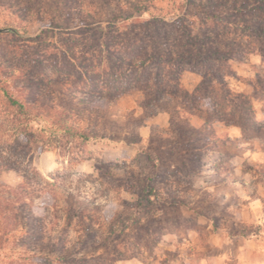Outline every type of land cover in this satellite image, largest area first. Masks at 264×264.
Instances as JSON below:
<instances>
[{
  "label": "rangeland",
  "instance_id": "1",
  "mask_svg": "<svg viewBox=\"0 0 264 264\" xmlns=\"http://www.w3.org/2000/svg\"><path fill=\"white\" fill-rule=\"evenodd\" d=\"M183 1L0 0V27L19 29L0 32V225L22 173L42 185L33 203L50 221L28 239L45 257L22 264H264V12L217 39L233 55L218 77L202 82L187 64L175 99L131 83L112 103L75 98L114 88L94 66L151 11L182 9L201 26L200 13L228 16L223 1L242 0ZM147 3L157 10L137 11ZM6 253L0 244V264Z\"/></svg>",
  "mask_w": 264,
  "mask_h": 264
},
{
  "label": "trees",
  "instance_id": "2",
  "mask_svg": "<svg viewBox=\"0 0 264 264\" xmlns=\"http://www.w3.org/2000/svg\"><path fill=\"white\" fill-rule=\"evenodd\" d=\"M76 2L80 5V2ZM188 3L189 0L183 1L185 5ZM209 3L212 2L209 1ZM222 4L229 15L227 16L224 12L214 14L207 12L203 15L200 13L197 18L198 20L202 18L201 26L196 21L191 20L192 15L187 16L181 9L174 14L162 12L157 14L151 11L149 18L140 22L141 26L144 27L143 29L121 30L120 35L113 37L117 42L111 41V44H116V47H108L107 52L109 55H103L97 60L94 66L97 70H93L91 76L95 80L104 79L106 84L112 82L114 88L112 90L102 88L98 93L93 92L87 94V97L76 96L75 98L80 99L84 104L106 100L112 103L114 97L118 95L116 92L131 83L133 89L141 85L146 90L148 89L149 92L146 97L150 98L152 102L165 101L169 98L175 99L177 93L181 92V77L187 64L194 65V68L199 70L198 72L203 76L202 82L207 81L211 76L218 77L219 70L215 66L233 55H230L231 52L226 51L223 45L219 41L217 42V39L223 35L233 34L231 28L232 26H239L242 22L240 21L242 15L259 11L264 12V0H242L240 3L232 2L231 4L223 1ZM202 5L206 6L208 4L203 2ZM80 6L82 7V5ZM151 8L157 10L156 5L147 3L143 7L139 6L137 11H148ZM91 12L90 14H94L98 19L104 18L105 12L103 9H95ZM111 14L110 19L114 23L120 19L132 22L131 20H134L135 15L134 12L116 14L115 11H112ZM106 19L109 18L106 17ZM187 23L190 24L187 25ZM14 28L18 33L19 29ZM91 28L93 27L91 26ZM95 31L98 33L99 30L95 29ZM101 33H104V31H101ZM100 43L101 45L104 44L103 41ZM106 44L109 46L108 43ZM176 61L179 64H175ZM88 70V68L83 69L86 73ZM110 77L113 79H110ZM13 103L20 110L26 112L32 110V101L13 99ZM65 115L67 116L68 113ZM64 128L71 129L68 126ZM80 134H83V137L91 135L90 131L86 130L80 131ZM22 177L23 182L15 192L8 190L3 193V199H13L15 207L12 213H1L0 244L4 247V250L8 248L13 252L12 254H4L5 260L11 259V261H3L2 264H22L23 262H29L33 257H45L37 253H28L38 249L35 243L28 242V239H31L36 232L44 236L48 231L47 225L50 223L46 215L48 208L44 207V211L39 214L33 203L34 194L39 192L36 185L41 187L42 185L34 181L28 174L22 173ZM32 185L33 187H31ZM40 192H42V189ZM74 199V204L78 203L79 199ZM4 208L7 209V207ZM63 208L68 213L72 223L73 218L76 216L75 205L73 207L69 204L68 207Z\"/></svg>",
  "mask_w": 264,
  "mask_h": 264
},
{
  "label": "water",
  "instance_id": "3",
  "mask_svg": "<svg viewBox=\"0 0 264 264\" xmlns=\"http://www.w3.org/2000/svg\"><path fill=\"white\" fill-rule=\"evenodd\" d=\"M8 31H13L17 32L14 27L8 26V27H0V32H8Z\"/></svg>",
  "mask_w": 264,
  "mask_h": 264
}]
</instances>
